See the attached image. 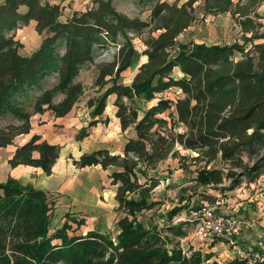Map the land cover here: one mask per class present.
I'll return each mask as SVG.
<instances>
[{
    "label": "trees",
    "instance_id": "obj_1",
    "mask_svg": "<svg viewBox=\"0 0 264 264\" xmlns=\"http://www.w3.org/2000/svg\"><path fill=\"white\" fill-rule=\"evenodd\" d=\"M114 1L92 0V6L75 10L65 20L62 3H0V116L11 115L19 122L0 127V147L30 132L35 113L51 110L65 117L75 111L86 94L78 77L91 65L99 93L88 98V126L110 122L104 112L115 95L122 130L135 134L128 137L123 154L101 149L75 160L80 167H114L110 178L117 185L119 215L115 235L110 230L79 232L86 219L69 213L54 227L56 202L47 191L11 176L0 182V264H222L213 252L187 253L181 246L180 239L195 222L189 214L205 201L219 203L208 187L227 197L243 182L251 184L264 175V31L247 10L262 0L237 5L234 0H148V19L120 11ZM196 2L217 13L236 5L243 42L180 41L197 18ZM32 20L43 39L25 56L15 32ZM136 37L143 41L146 59L125 83L123 73L133 65ZM113 48L110 60L97 61ZM177 68L181 76L174 74ZM173 88L177 97L167 95ZM86 135L84 127L77 138ZM178 146L196 152L194 159L205 164L197 169L194 184L180 189L164 223L146 222L139 216L162 205L153 196L161 179L150 171L175 157ZM60 150V145L34 135L17 147L9 163L40 167L49 174ZM198 188L205 190L199 199ZM249 245L245 255L226 264H264V239Z\"/></svg>",
    "mask_w": 264,
    "mask_h": 264
},
{
    "label": "rangeland",
    "instance_id": "obj_2",
    "mask_svg": "<svg viewBox=\"0 0 264 264\" xmlns=\"http://www.w3.org/2000/svg\"><path fill=\"white\" fill-rule=\"evenodd\" d=\"M169 2H174L175 0H167ZM248 0H234L235 4H246ZM72 2V1H71ZM116 7L132 16H138L143 19H148L152 2L148 0H115ZM182 3V2H180ZM249 4V3H248ZM247 4V5H248ZM71 6V4H68ZM196 15L197 18L193 24L179 37L182 42L197 41L206 42L208 44H231L235 41L243 42V29L240 26L241 17L235 11L237 6L235 5L232 11L225 12H214L206 11L204 9L202 2H196ZM25 7H22L24 9ZM247 10L253 16L256 23H258L259 30L264 31V0L255 6H249ZM249 36L251 32L247 33ZM136 44V54L134 58L133 65L127 71L123 73V81L125 83H130L136 74L139 66L145 61L146 56L143 54L144 44L140 37H136L134 40ZM114 48L108 51H104L103 55L98 58V62L101 60H110ZM174 74L178 76L179 71L176 69ZM95 77V65L84 69L78 80L82 81L86 86V94L80 100L78 106L75 109V113L80 118L83 123L82 127L78 129L76 137L80 134L81 130L85 127L87 130V135L89 136V131L95 127L99 136L103 137L104 140H110L111 136H114L116 132V125L114 122H109V124L99 123L97 126H88L89 121L92 119L91 110L87 107L88 98L95 96L99 93V89L94 86ZM50 83L54 82V79L49 80ZM168 96L177 97L179 94L177 89L173 88L167 92ZM115 95H111L108 98L106 111L109 115L114 118L113 110L116 108ZM153 102L147 104L151 105ZM117 110V108H116ZM105 114V113H104ZM107 115V114H105ZM19 123L11 115L0 116V127L5 126L9 123ZM91 132V131H90ZM119 135V131H118ZM133 130H128L125 136H134ZM83 136L81 139L85 138ZM78 139V138H77ZM112 147H114L115 142H109ZM177 155L175 157H169L167 160L160 163L157 169L150 171V174L157 176L161 179L160 185L154 190V198L161 201V206L156 207L153 211H145L139 217L148 222L153 221L155 223L162 224L166 218V213L174 204L178 203V196L180 189L185 186H190L194 184V177L197 175V169L203 166L205 163L203 161H198L194 159V156L198 154L191 150L183 149L182 147H177ZM184 155L183 159H180ZM216 165V164H215ZM220 166V164H218ZM113 168L104 172H99L96 174L97 181L100 183V190L104 193L102 199L105 200L107 206H111L110 209L106 211L103 219L106 221L105 225H93L92 219H87V222L80 228L79 232H85L89 229L95 228L108 229L112 231L115 235L117 231V219L119 218L117 212V201H116V191L117 185L111 183V178L108 173L111 172ZM145 178L140 176V181L144 182ZM243 187V188H241ZM241 188L239 194L240 197H236L238 192L229 191L227 192V197L225 194L221 193L220 190L213 187H208L210 194L217 196L219 203L205 201L206 204L216 207L217 212H234L235 216L242 221L241 235L238 238V245L228 244L226 241L223 242L220 239L214 241L199 237L196 234V221L191 222L187 227L188 233L186 236L180 239V244L183 249L190 253L193 250H201L203 253L213 252L215 254L214 259H217L222 264L230 262L237 256H243L246 254L245 248L250 246L251 242L256 241L259 236L264 237V175L251 184L246 181L242 183L239 187ZM187 195H191L192 189H188ZM204 188H198L195 194L196 198H201L204 192ZM236 209V210H234ZM182 214L186 215V211ZM62 216L55 218L53 226L57 227L62 224ZM64 264V263H59Z\"/></svg>",
    "mask_w": 264,
    "mask_h": 264
},
{
    "label": "crops",
    "instance_id": "obj_3",
    "mask_svg": "<svg viewBox=\"0 0 264 264\" xmlns=\"http://www.w3.org/2000/svg\"><path fill=\"white\" fill-rule=\"evenodd\" d=\"M2 1L0 0V3ZM49 1L64 5L65 10L62 15L64 20L75 10H84L92 6V0ZM69 3L71 6L68 5ZM35 26L36 22L32 20L28 25L18 28L15 32L16 38L23 44L20 49L22 55H30L42 42L43 37L36 31ZM178 71V76H181L179 69ZM113 112L115 114L113 119L106 110L104 112L107 114H104V116H108L110 122H114L116 125V132L114 136L109 138L110 140H104L103 137L96 134L95 127L90 130L91 132L89 131V136L77 139L76 133L83 123L75 111L65 117H56L51 110L33 114L30 132L19 134L14 138L12 144L0 147V182L6 181L11 176L19 180L23 185H31L37 189L47 191L56 202V216L64 215L63 220L65 215L69 213L85 218L86 222L90 218L92 219L91 223L95 226L105 225L106 221L103 217L111 206H107L105 200L102 199L104 193L101 192L100 186H98L100 182L93 177H96L99 172L109 170L111 167L104 169L100 164L80 167L75 163V160H79L84 153H91L101 149H107L113 154H123L128 136H125L126 131L121 128L120 120L116 116V108ZM34 135H39L41 140L61 146L60 156L49 174L40 167L25 164L11 167L9 163L17 147L28 142ZM109 142H115L114 147ZM34 156L38 157L39 152H34ZM112 168L114 169V167ZM113 169L108 173L109 177ZM241 188H237L234 191L238 192ZM240 196L241 194L238 192L236 197ZM228 213L234 214V212ZM97 230L106 231L108 229L100 228ZM263 239V236H259L251 244L259 241L262 243Z\"/></svg>",
    "mask_w": 264,
    "mask_h": 264
},
{
    "label": "built area",
    "instance_id": "obj_4",
    "mask_svg": "<svg viewBox=\"0 0 264 264\" xmlns=\"http://www.w3.org/2000/svg\"><path fill=\"white\" fill-rule=\"evenodd\" d=\"M182 217L184 216L179 219ZM189 218L196 221L197 236L211 241L220 239L231 245H238L242 221L235 214L217 212L215 206L205 204L199 209L192 210Z\"/></svg>",
    "mask_w": 264,
    "mask_h": 264
},
{
    "label": "water",
    "instance_id": "obj_5",
    "mask_svg": "<svg viewBox=\"0 0 264 264\" xmlns=\"http://www.w3.org/2000/svg\"><path fill=\"white\" fill-rule=\"evenodd\" d=\"M144 62H145V61H144ZM144 62H143V63H144Z\"/></svg>",
    "mask_w": 264,
    "mask_h": 264
}]
</instances>
